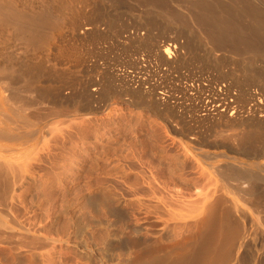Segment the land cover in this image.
<instances>
[{
	"label": "rangeland",
	"instance_id": "rangeland-1",
	"mask_svg": "<svg viewBox=\"0 0 264 264\" xmlns=\"http://www.w3.org/2000/svg\"><path fill=\"white\" fill-rule=\"evenodd\" d=\"M203 1L87 0L97 7L90 3L88 6L79 5L88 11L99 10L102 22L98 20L97 31L93 29L89 32L90 35L87 33L88 36L77 34L75 39L70 36V30L65 25L60 26L58 32L54 31L56 36L53 39L58 45L50 40L51 46L47 43L37 50L39 53L49 51L48 55L40 56L37 60L43 61L46 73L41 69L33 80L35 87L31 85L30 90L28 88L21 91L20 96L25 104L7 96L9 90L6 88L5 92L2 87L6 86L8 77L0 75V85H3L0 86V129L6 128L3 129L5 132L14 135V138H0V152L3 154L0 155L3 158L0 157V174L6 177L5 185L2 183L3 177L0 178V194L3 189V193L6 191L8 194H1V200L5 202L0 200V210H3L0 211L3 215H0V222L9 225L3 228L0 223L1 230L5 233L0 234V264H16L20 256L26 264H127L134 259L135 252L144 246L159 247L153 256L161 259L173 249L168 248L170 245L181 243L183 238L189 239L195 233L194 221L198 218L196 213L205 194L209 195L222 182L219 176L210 173L209 168L197 159L196 150L182 135L185 133H179L187 130L191 136L211 141L217 134L211 129V123L200 119V115L205 112L199 101L201 99L195 94H188L189 92L185 94L184 87L188 89L202 84L204 87L226 89L229 91L228 100L231 101L233 111L252 110L254 101L246 93H253L264 100V33L261 35L264 30V0H246L255 14L234 10L231 6L234 5V0H218L221 4L217 0ZM193 2L198 5L193 6ZM186 4L187 7L191 5L194 8L186 9ZM197 7H202L204 11ZM195 12L199 16L204 12H208L210 16L214 13L213 16L219 20L229 21L228 26H223L222 29L234 31L235 35H239L237 37L233 34L238 39L226 36L224 43L220 41L219 45L214 46V40L208 34H212V28L216 25L210 26L211 29L196 26L193 19L196 16L198 18V15H194ZM254 15L258 16L257 19ZM84 20L86 19L81 20L83 26L87 22ZM259 23L263 26L262 31ZM202 29L210 32L204 33ZM134 30L140 33V36H135L138 39H127L128 32ZM67 37L70 39H66ZM172 42L177 46L173 55L176 62L169 65L164 58L161 59L157 48L160 50L159 48ZM12 44L6 51L10 50V54L14 55L16 50H11ZM14 45V49H21L20 45ZM18 56L16 58L20 59L21 55ZM44 56V60H50L44 62ZM13 57L15 59V55ZM48 68L51 70L50 74ZM129 76H135V87L126 86L124 78ZM139 79L145 83L137 87ZM84 86L86 88L83 90ZM152 86L160 92L156 106H151L147 96L148 89ZM57 87L60 91L64 89L62 94ZM93 87L97 90H93ZM128 88L134 90L130 91ZM41 89L49 94L47 100L50 98V101L57 103L48 105L44 102L47 101L46 98L40 99ZM87 90L89 95L93 91L96 97L90 98L86 94ZM54 91L60 96H56ZM52 93L57 97L56 100L51 98ZM79 94L82 97H78ZM141 96H147L148 99L139 98ZM129 100H133L134 105ZM262 102L259 114L264 113V101ZM88 104H92V111L85 109ZM4 107L7 109H3ZM78 108L84 109L81 111ZM249 113L244 114L243 118L253 117ZM238 128L221 127L229 136L247 131L244 127H240L242 130ZM260 132L248 133L253 134L252 138L258 139L261 133L264 136V130ZM250 137L247 136V139ZM247 139V143L252 141L261 143L260 147L264 146V137L262 142ZM258 147L252 148L259 149ZM204 149L217 151L208 147ZM231 156V162L239 165L243 163L241 166L245 168L241 172L255 170L254 159L242 155ZM5 161L6 166L3 165ZM180 161L185 166L182 169ZM144 181L151 185V188L148 187L149 195L145 193L147 197L137 190L138 186H149ZM135 182H138L137 187ZM90 194L95 198L97 196L99 201L97 198L95 200L98 204L86 199L85 195ZM104 197H109L112 204L108 200V204L104 203ZM102 200L107 207L110 203V210L100 205ZM162 200L165 201L163 210ZM155 205H159L161 210L156 209ZM141 207L149 211L140 212ZM239 207L248 211L247 205L240 200ZM251 213L252 216L249 210L251 229L264 234V221L254 211ZM5 215H8V219ZM137 216L141 221H136ZM6 227L8 229L4 230ZM175 246L176 244L172 247ZM160 249L169 251L162 252ZM242 251L240 249L238 253L241 254ZM263 254V251H259L257 257L261 259ZM233 262L230 264H248L246 260Z\"/></svg>",
	"mask_w": 264,
	"mask_h": 264
},
{
	"label": "bare ground",
	"instance_id": "bare-ground-1",
	"mask_svg": "<svg viewBox=\"0 0 264 264\" xmlns=\"http://www.w3.org/2000/svg\"><path fill=\"white\" fill-rule=\"evenodd\" d=\"M214 1H213V3H215ZM151 2H152V0H151ZM205 2H207V1H205ZM217 2H219V1L217 0ZM235 2H236V0H234V5L233 4L231 5L228 2L229 5L234 7V10L237 9L240 12H243V13L244 12L245 13L251 12L253 14L256 13V12H254V10L249 8V6L247 5L246 0H237V3H235ZM89 3L91 5L95 4V3L92 4V2H89ZM89 3L87 2V0H0V75H1V77H4V78L8 77V78H6V80L8 79V82L6 83L7 87L6 86L2 87L3 85H0V86L2 88H4L3 90L5 92H6V88H7V91L9 90V92H7L8 93L7 96H9V98L14 99L18 103H23V104L26 103L24 101V99L21 98L20 93H21L22 90H25V89L28 90V88L31 87V85L34 86L32 84L33 80H35L36 76L38 75V72L41 69L45 71V66L42 63L43 61L39 62V61H41V59H39V61H37V60H38V57L43 56V55H48V53H49V51H48V53H46L47 51L46 52L44 51V53L43 52L39 53L37 50L39 48L47 45V43H49L50 40H52V41L54 40L53 38L56 36L54 34V31L58 32L59 30H57V29L60 26L65 25L66 28L68 27L69 30H70V33H71L70 36L72 35V38H74L77 34L78 35L79 34H84V36H86L87 33H89L90 31H93V29L96 30V28L98 27L97 25L99 23L98 20H100L102 22V20L100 19L102 17L99 16L100 15L99 12H98L99 10L97 9L98 10L97 11L96 9H90L88 11L87 8H85V7L82 8L79 5V4H81V5L82 4L90 5ZM153 3L156 4V2H153ZM159 3H161V2H159ZM197 3H199V1H197ZM189 4H191V3H189ZM200 4H202V3H200ZM208 4H210L209 1H208ZM191 5H188L190 7H187V4H186V7H187L186 9L194 8V7H191ZM194 5L196 6L198 4L194 3L193 6ZM214 5H213V7H214ZM90 7H92V6H90ZM95 7H97V6H95ZM155 7L157 8V6H155ZM202 7L201 8L197 7V8H198V10L201 9V11H202L203 10ZM209 7H211V6H209ZM220 7H222V6H220ZM223 8H224V6H223ZM220 9H222V8H220ZM160 10L161 9H157V11H160ZM192 10L190 11L191 13L189 12L190 14H192ZM196 10L197 9H195V11ZM215 10H216V8H215ZM218 10H219V8H218ZM225 10H226V8H225ZM211 11H212V9H211ZM166 12H169V11H166ZM233 12L234 11H232V13ZM100 13H101V11H100ZM204 13L203 14L201 13L202 15L199 16V14H197L195 12L194 15L195 14L198 15V18H196L197 17L196 16L195 17L196 19H195L193 15L192 16H193L194 19L192 17L191 18L194 20L195 25L197 24L198 26H203V27H207V28L209 27L210 28V26L216 25V27L212 28V30H214V31L211 30L212 31L211 35L208 34L210 32L209 30L205 31V29H202V31H204V33L208 32L207 33L208 37L212 36V38L214 40V44H215L214 46L219 45L218 42H220V41L223 42V40L226 38V36L228 38L231 37L233 39H235V38H237L239 36L238 34L235 35L236 33L234 34V31H232V30L222 29L223 26L225 28H226V26H228V24H229L228 20H227L228 22H226L224 20L223 21L219 20L218 18L214 17L215 15L213 16L214 13L213 14L210 13V14H212L211 15L212 17L209 14H207L208 12L205 13V14ZM237 13H235V14L237 15ZM159 14H160V12H159ZM239 14L241 15V13H239ZM240 15L238 17H240ZM245 15L247 16L248 14H245ZM254 16L257 19L258 16H256V15H254ZM260 16H262V14ZM164 17H166V16H164ZM226 18H229V17L227 16ZM241 18H243V16ZM82 19H86L87 20L86 25H84V26H83V24L81 25V20ZM256 19H255V21H256ZM86 20H84V21H86ZM183 20L184 19H182V21ZM237 20H236V22H237ZM165 21H167V20H165ZM179 21L181 23V20H179ZM184 21H186V20H184ZM255 21H253V25L255 24L254 23ZM241 22L243 23V21H241ZM257 22H259V20ZM261 22L263 23L262 20H261ZM166 24H168V23L166 22ZM169 24H171V23H169ZM187 24H189V23L187 22ZM172 25H173V23H172ZM247 25H248V23H247ZM259 25L261 26L260 23H259ZM65 26H64V29H65ZM261 27H262V29H261V31H262L263 30V26H261ZM233 28H235L234 25H233ZM61 30H63V29H61ZM235 30H236V28H235ZM255 30H257V29H255ZM92 33H94V32H92ZM204 33H203V35H204ZM263 33H264V30H263L261 35H263ZM56 34L59 35V33H56ZM60 34H62V33L60 32ZM233 34L235 36H237V37H235ZM89 35H90V33H89ZM259 35H260V33H259ZM62 36L63 35H61V37ZM135 36H140V33H137L134 30V31L128 32L126 38L129 39V40H132V39L135 38ZM65 37H66V35H65ZM255 38H256V35H255ZM66 39H70V38L67 37ZM141 39L143 40V38H141ZM258 39H259V37H258ZM82 40H83V38L81 39V41ZM230 40L232 41V39H230ZM250 40H252V39H250ZM12 41L14 43H16L17 46L20 45L22 50L19 47H17L16 45H14V43L12 44ZM54 42L56 43L57 41L54 40ZM53 43H51V44L53 45ZM75 43H76V41H75ZM11 44H12L11 50L12 49H13V51L16 50V51H14L15 59L13 57L14 55L10 54V53H12V52H9L10 50L6 51ZM239 44H238V46H240ZM13 45L16 46L17 48L14 49L15 47L13 48ZM49 45H50V43H49ZM169 46H171V48ZM52 48H54V46ZM56 48H58V46ZM176 48H177L176 44L172 42V43H168V44L164 45L162 48H159L160 50H158V48H157V51H158V54L161 55V59L164 58L163 60L166 61V63H168L169 65H171L172 63L176 62V60H174V56H173L174 55V50ZM45 49L46 48H44V50ZM172 49H173V51H172ZM208 50H210V49H208ZM228 50H230V49H228ZM40 51H42V50L40 49ZM7 52H9V53H7ZM177 52H178V50H177ZM74 53H75V51H74ZM258 54H259V52H258ZM17 55H19V56L21 55L20 59L16 58ZM77 56H79V55L77 54ZM43 58H45V56L42 57V60H44ZM47 59L50 60L49 58H46L44 60V62L47 61ZM221 61L222 60H220V63H221ZM245 68L246 67L244 66V69ZM50 71L51 70L49 69L48 70V74H50L49 73ZM260 71H259V74H260ZM43 73H46V71L43 72ZM51 74H52V72H51ZM252 74H254V73H252ZM260 75L263 76V74H260ZM260 75H259V77H260ZM126 76H128V74ZM257 76L253 75V77H257ZM39 77L40 76H38V79H39ZM122 77H124V76H122ZM129 77H127V79H126V77L124 78L127 81L126 82V84H127L126 86L131 87V86L134 85L133 87H135V76L130 77V78ZM263 78L264 77H262V80H263ZM38 79H36V80L38 81ZM37 81H34V82H37ZM76 81H77V79H76ZM137 82H139L137 87L140 84L145 83L143 80L140 81V79ZM0 84H1V82H0ZM198 85H196L195 87L194 86L193 87H189L188 89H186L184 87V89H185L184 92H185V94H187V92H189L188 94H191V95L195 94V95H197L199 97V99H201L199 101H201V106L204 107L203 110L205 112L200 115V119H201L202 122L203 121H207V122L211 123V127H212L211 129L215 130V132L217 134L214 133L216 135H214V137H213V139L211 141V140H204V139H201V138L199 139V138H196L194 136H191L189 131H187V130L179 132V129H178V132L180 134H182L183 132L185 133V134H182V135H184V137L188 140V142L190 144H192V146H193L192 148L196 150V155L198 156L197 159L199 161H201L202 163H204L209 168L210 173L215 174V175L220 177V181L222 182V185L220 187H218V188H214V190L212 189V191L208 193L209 195L205 194V197L203 199V203L200 205V208L198 209V211L196 213V216L198 218L195 219L196 221H194V223L196 222L195 223V225H196V227H195L196 229L195 230L196 231H195V233L192 236H189V239H186V237L183 238L184 241L182 239L183 242L175 243L176 244L175 247H172L175 244L170 245V247L167 246L169 249L170 248H173V249H170V251L168 249L167 251H169V252H168V254L165 257L162 256V258H161V256H158L161 259H159V258L156 259L155 256H153L157 252L156 250L159 249V247H157V246L156 247H152V248H151V246H149V247L148 246H144L142 249L138 248L139 250H137L135 252L134 259L130 260L131 262L127 263V264H230L234 260L235 261H241V262H242V260H244V261L246 260L248 262V264H264V257H262L261 259H259L257 257V254H258L259 251H263V253H264V234L262 233L263 234L262 235V234L258 233L257 229H253L252 230L251 229V225H250V220L248 218L249 210H250V215L251 216H252L251 211H254L256 213V215L258 214L257 216H259L264 221V173H263L264 172V146L260 147L259 145L261 143L256 144L255 142L253 143L251 141L252 142L251 143L249 141L250 145L254 144L253 146H255V147L259 146L260 147V148L258 147L259 149H255V148H252L253 146L251 147L248 144L249 142L247 143V141H246L247 136L250 137L251 135H253V134L249 135V133H248L249 131H252V132L254 131L256 133V132H259V131L262 132L264 130V113L259 114V112L261 110V106L263 105L262 101H264V100L260 99L259 97L257 98L255 95H253V93H246V95H248V98L251 101H254V103L252 104V110L249 111V112H251V116H253V117L244 119L243 115L244 114H250V113L247 110L246 111H240L239 109H238V111H236V109H235V111H233L234 108L231 107V103H230L231 101L229 102V100H228L229 91H226V89H225V91H224V89L221 90V87L220 88H217V87H214V86H210V87L205 86L204 87L202 84H201V86L197 87ZM63 86H64V84H63ZM85 86H84L83 90L86 88ZM43 89H41L42 93L39 92L40 93L39 96L41 95L40 99L42 97V98H46V100H47L49 94H46V91H43ZM57 89H58V87H57ZM57 89H55V91H58V90L60 91V89H58V90ZM109 89L111 90V88H109ZM29 90H30V88H29ZM53 90H54V88H53ZM93 90H97V89L94 88ZM105 90H106V88H105ZM129 90L130 91L134 90V88L133 89L131 88ZM188 90H190L191 93ZM55 91H54V94L56 96L57 95L60 96L58 93L56 94ZM62 91H60L61 92L60 94H62ZM85 91H83V92H85ZM206 91H207V94H205ZM87 92H86V94L89 95V91L88 90H87ZM47 93H49V92H47ZM67 93H69V92H67ZM126 93H127V91H126ZM158 93H160V92H157L156 88L155 87L153 88V86H152L151 89H148V95L147 96H149V99H148L147 96H145V98L150 100L151 106H156L158 104V102H159L158 96H157ZM37 94H38V92H37ZM204 94H205V96L203 97ZM80 95L81 94H79L78 97ZM88 95H85V96H88ZM96 95H98V94H96ZM108 95H109V91H108ZM89 96H90V98H93V99H94V97H96V96H94L93 91H92V93ZM81 97H82V95H81ZM106 97H107V94H106ZM51 98H55L53 96V93H52ZM56 98H55V100H56ZM62 98H63V95H62ZM107 98L109 99V96ZM139 98H144V97L141 96ZM139 98H138V100H139ZM49 99L47 101H44V102H46L48 105L57 103L55 101H50ZM76 99H78V98L76 97ZM83 99H85V97ZM10 100L11 99H9V101ZM80 100H82V98ZM203 100L205 101V103H204ZM88 101L89 100H87V102ZM132 101L129 100V102L132 105H134V103ZM39 102H43V101H39ZM0 103H1V101H0ZM76 103L80 104V101L76 100ZM89 103H90V101H89ZM96 103H97V101H96ZM73 104L75 105V103H73ZM135 104H138V103H135ZM16 105H17V103H16ZM19 105L20 104H18V106ZM84 105H85V103H84ZM91 105L92 104H88V106L85 109H87V111L91 110L93 108V106H91ZM172 106H174V105H172ZM19 107H22V106H19ZM233 107H234V105H233ZM259 108H260V110H259ZM3 109H7V108L4 107ZM83 109H79V110L82 111ZM79 110H77V111L79 112ZM230 110H231V112H230ZM262 111L264 112V110H262ZM78 112H76V113H78ZM4 114H2V116ZM3 119L5 120L6 118H3ZM169 126H170V124H169ZM221 127H227V128H232V129L233 128L236 129L237 127H239V128L240 127H244V130L248 131V132L246 131L248 133V135H246L247 133L244 131L245 134H244V132H241V133L239 132V133H237L235 135L229 136L226 133L225 130L221 129ZM177 128H175V129H177ZM3 129H6V128H1L0 129V138H4V139L9 138L7 136H11V135L9 133L5 132L6 130L4 131ZM171 129L174 130L172 127H171ZM11 134H13V133H11ZM261 134H260V136H258L260 139L259 138L256 139L254 137H253L254 138L253 139L252 136L249 139L250 140L251 139L252 140L256 139V140H260V142H262L263 141L262 138L264 136H263V134L262 135ZM257 135H255V136L257 137ZM12 136L14 138V135H12ZM180 137H182V136H180ZM249 139H247V140H249ZM256 142H259V141H256ZM263 143H264V141L262 142V144ZM204 147L205 148L208 147L210 149L213 148V149H216L217 151L218 150H220V151H218V152L217 151H208L207 149H204ZM153 149L151 151H154ZM3 151H5V150H3ZM231 154L240 155V156L241 155L242 156H247L248 158L254 159L255 161H253V166L255 167V170H252V171L246 172V173L241 172L242 169L245 168V167L243 168L241 166V165H243V163L239 165L237 163L231 162V160L233 159V156H231ZM0 155H3V154L1 153ZM260 159H262V160H260ZM219 161H222V162L220 163ZM180 162L182 164V161H180ZM180 162L177 163V164H180ZM5 164L7 165L6 161L3 162V165H5ZM177 167H178V165H177ZM182 167H185V166H183V164H182V166L180 168L182 169ZM248 170H249V168L247 167V171ZM161 173L162 172H160V174ZM1 174H0V176H1ZM2 177H3V180L1 179L2 183H4V185H5L6 177L4 175H2L0 178H2ZM144 182H146V181H144ZM149 183L150 182H146V184H149ZM137 185H138V182H135V186L136 187H137ZM150 186H151L150 184L147 187L146 186H138L137 190L139 192L141 191L142 193H144V194L146 193L147 195H149V193H148L149 192V188L148 187H150ZM8 187L10 188V186L7 185V188ZM136 187H135V189H136ZM3 190H2V193H3ZM1 194H0V200L3 199V196H1ZM6 194L7 193H5L4 195H6ZM147 195L145 197H147ZM85 197H86L87 200H92V202L93 201H95V202L97 201V200H95L97 198V196L95 198L94 195L90 194V195H85ZM104 198H105L104 203H107L109 201L112 204L113 201L109 197H104ZM239 200L242 201L245 204V206L247 205L248 211L246 209H241L239 207ZM98 201H99V199H98ZM1 202L4 203L5 201L3 202V200H1ZM104 203H103V200H102V203L100 205H102L103 208L110 210V208H111V207H109L110 203H109L108 207L105 206L106 204H104ZM135 203L138 204L137 202H135ZM161 203H163V205L161 206L162 210H163L164 209L163 207L165 206V201L162 200ZM96 204H98V203L96 202ZM159 205H161V204H159ZM159 205L158 206L155 205V206H157L156 209H160L161 210V207ZM3 206L5 207L6 205L3 204ZM4 207L2 209H4ZM142 208L143 207H141V209ZM146 209L140 210V208H138V210H137L138 212L137 211L136 212L139 214V210H140V212L141 211L144 212ZM160 210H157V211H160ZM0 211H3V210H0ZM148 211H145V213H147ZM164 212H165V210H164ZM1 213L2 212H0V215L3 216ZM3 214H5V212ZM5 216H6V218L8 217V215H5ZM259 217H257V218H259ZM135 219H136L137 222H138L137 219H139L141 221V219L139 217L135 218ZM0 220H2V219H0ZM257 220H259V219H257ZM2 224H3V221L1 223V226H2ZM1 226H0V230H1ZM4 226H9V225L3 224L2 227L4 228ZM7 229H8V227H6V229H4V230H7ZM1 232H2V230H1ZM1 232H0L1 235L5 234V233H3V232L1 233ZM7 235L8 234L6 232V236ZM6 236L3 235V237H6ZM7 238H8V236H7ZM2 239L3 238H1V240ZM8 242H9V240H8ZM161 248L163 249L164 247H161ZM240 249L243 250L241 252V254L238 253L240 251ZM160 250L158 251L159 255H161V253L163 251H166V249L165 250H161L162 252L160 253ZM166 252L164 254H166ZM260 256H262V255H260ZM17 257L18 256H16V258ZM20 257L17 258L18 259L17 261L15 260L16 261L15 263L16 264H26L24 262V260L20 259ZM29 264H31V263H29ZM235 264H237V263L235 262Z\"/></svg>",
	"mask_w": 264,
	"mask_h": 264
}]
</instances>
